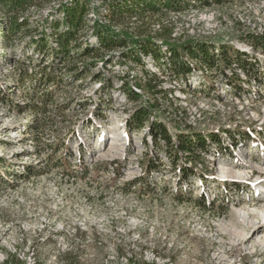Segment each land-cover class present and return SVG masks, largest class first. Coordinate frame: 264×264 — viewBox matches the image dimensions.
Returning a JSON list of instances; mask_svg holds the SVG:
<instances>
[{"label": "rangeland", "instance_id": "374dc122", "mask_svg": "<svg viewBox=\"0 0 264 264\" xmlns=\"http://www.w3.org/2000/svg\"><path fill=\"white\" fill-rule=\"evenodd\" d=\"M223 1H212L213 7L200 11L170 13L162 22L187 36L188 42L228 43L221 51L233 54L234 44H243L250 32H264V0ZM90 3L88 25L101 13L100 0ZM34 5L33 10L28 7L18 13L28 16L30 33L0 35V264H264V246L252 253L246 242L234 243L215 227L219 220L235 217L228 193L205 211V200L188 205L162 186L144 193L137 182L120 181L121 172L114 177L110 169L118 160H111L126 154V138L121 137L120 155L107 152L110 129L121 132L123 109L130 104L116 97L111 104L100 105L94 94V71L81 83L80 77L74 78L77 69L64 70L72 63H54L51 52L31 44L28 36L34 29L43 30L38 33L40 41L50 34L43 11L40 15L37 11L40 6L52 7L44 0H35ZM204 14L212 15L211 20ZM2 28L5 24L0 21ZM122 34L131 38L125 29ZM132 41L137 50L140 41ZM173 44L167 50L182 51L183 44ZM36 49L44 55L34 56ZM22 64L32 76L24 84ZM51 64L55 84L42 82L43 70ZM81 64L93 67L95 61L86 58ZM48 92L52 93L48 109H39ZM193 102L192 107L176 101L171 119L202 127L226 122L235 114L249 116L246 106ZM254 106L264 117V102ZM15 137L20 143L11 142ZM203 182L211 185L213 180ZM57 228L64 231L55 237ZM4 235L12 246L2 241Z\"/></svg>", "mask_w": 264, "mask_h": 264}, {"label": "built area", "instance_id": "2783aa9c", "mask_svg": "<svg viewBox=\"0 0 264 264\" xmlns=\"http://www.w3.org/2000/svg\"><path fill=\"white\" fill-rule=\"evenodd\" d=\"M83 1L87 2V0ZM88 1L89 14L84 25V31L80 34L82 49L99 47V36L106 33L110 36L128 40L129 44L125 50L133 51L132 39H135V41L139 39L124 26L111 22L105 0H100V15L97 14L94 17V22L88 25L93 9L90 0ZM203 1L211 3L215 0ZM73 2L74 0H52L50 4H46L52 8L46 10L42 8L43 6H40L37 14L40 15V10L43 11L42 19L50 28L49 21H64L66 14L63 9L70 7ZM193 5L194 7L192 6L188 10L167 12L166 16L170 13L200 11L201 9L213 7L211 6L213 4L200 6L196 1L193 2ZM35 7V5L30 6L31 10ZM0 15V21L5 24V28H2L0 35L4 34L6 36L7 31L5 30L11 23V16L6 15L1 7ZM14 16L17 17L19 23L26 22L28 25L27 15L22 17L17 14ZM162 26H165L162 20L154 23L152 25L153 34L160 32ZM124 29L130 33L131 38L122 34ZM170 29L173 30L171 39L165 40L159 37L151 39L159 50V59L152 55H144L137 48V45L135 51L141 57L142 63L140 64L124 59L120 53L124 49L121 48L105 53L103 59L92 60L95 61L94 75H99V79L92 82L94 84V94L99 98L100 105H109L112 103V99L115 100L116 97H119V99L123 97L121 103L128 102L130 104L128 109H123L125 121L122 122L118 117V120H121L119 126L122 135H126L127 131L130 132V137L126 138L124 145L126 154H122L121 160H111L118 161H115L114 167L112 166L113 168L110 171L114 177H116V173L121 172L120 181L124 183L137 182V186L142 187L144 193L153 192L162 186L175 199L178 196L179 202L182 201L185 204L187 202L188 205H197L196 200L204 196L206 206H201L203 210L211 208L209 205L215 200L223 199L225 193L229 194L226 199L232 200L230 209L233 213H235V208L263 210L264 117H261V114L255 110L257 108H255L254 103L264 102V55L261 56L260 52H264V47L256 48L244 40L243 44H234V55L230 54L233 57L232 65H226L221 62L223 59L221 48L226 47L228 43L203 41L210 46L209 54L216 58V65L209 67L198 63L197 60L190 59L188 56H183L181 58L182 62L181 60L175 62L173 51L167 50L166 47L174 46L173 43L176 41L177 44H184L188 41L186 40L187 36L179 35L173 28ZM39 32H43V30L38 31L36 28L28 36L30 37L29 40L32 41L31 44L40 42L41 35L38 34ZM49 32L51 33V30ZM262 33L264 32H250L251 35L256 36ZM47 36H50V34ZM144 39H148V37ZM221 44L222 46H220ZM34 46L36 48V44ZM51 46L56 48L57 45L51 41ZM37 51L38 53L34 56L39 58V55H44L40 50ZM235 51L239 52L240 55L242 54L243 59L254 62L251 68L252 71L248 75L236 63L237 55L234 53ZM181 64L187 65L190 72L186 74L179 73L177 68ZM78 67L82 70L85 66L81 64ZM66 68L64 70H67ZM124 80L127 82L128 88L137 96V101L129 100L127 95L121 91ZM151 81L155 88L152 87V90H149L147 85ZM198 100L203 104L227 105L233 103L238 107L246 106L249 116H247V112L242 117L235 114L226 122L213 121L211 124L202 127L171 119L170 112L172 107H177L176 101H182L193 107V101ZM96 106L99 105L96 104ZM138 107H142L148 112V117L142 126H136L133 122ZM244 110L246 111V109ZM241 111L239 110V112ZM129 121L132 122L130 129L127 126ZM155 123L160 124L161 128L166 130L168 140L161 134L154 135L151 133V128ZM191 134L199 135L204 139L202 146L195 144L197 147L194 154L183 150L179 145L180 135L188 136ZM244 166L249 167L244 180L233 179L228 174L230 170L243 171ZM255 166L260 167L262 170L254 169ZM208 171L211 173L207 174ZM209 175L211 176L207 177ZM207 178L213 180L211 185L208 182H203ZM133 189H135V186ZM197 192L198 194H196ZM130 195L134 198L137 197L134 192H131ZM218 196L220 198H217ZM258 225L264 226V222L259 219ZM153 256H151L153 261L156 260L159 263ZM128 261L130 263L131 260ZM148 262L150 261L148 260ZM31 264H35V262L32 261Z\"/></svg>", "mask_w": 264, "mask_h": 264}, {"label": "trees", "instance_id": "16d2710c", "mask_svg": "<svg viewBox=\"0 0 264 264\" xmlns=\"http://www.w3.org/2000/svg\"><path fill=\"white\" fill-rule=\"evenodd\" d=\"M46 4H50L52 0H44ZM106 5L108 6L109 19L112 23L116 25H122L128 30H130L135 37L140 41L138 44V49L141 50L144 55H152L156 59H159L158 48L152 43L151 39L153 37L163 38L165 40L171 39L173 30L162 26L160 32L153 34L152 25L158 21H161L165 18L167 12L170 11H184L191 8L193 2H198L200 6H210L211 3L203 0H105ZM216 1V0H215ZM35 0H0L1 8L6 15L11 16V23L6 28V36H17L22 31L30 33L27 24H21L17 20V15L19 11H23L26 8L33 6ZM65 19L63 22L59 21H49V27L51 30L50 36H43L42 40L36 44V48H44L51 52L53 57V62H61L70 64L68 69L69 71H75L77 69L74 78H79V81H84L87 78V74H91L94 71L95 64H92L93 67H84L82 70L79 69L77 64L82 62V60L88 58L89 60H96L104 58L105 53L114 51L117 48L124 49L121 51V56L135 63H142L141 57L135 50L126 51L129 41L123 40L120 37L110 36L109 34L103 33L100 34V44L97 48L91 49H82V44L78 41L81 36L80 34L84 31V25L87 22L89 14V6L87 2L83 0H74L73 4L70 7L64 8ZM132 24V25H131ZM37 31V30H36ZM80 37V38H79ZM148 39H144L147 38ZM245 42L253 45L256 48L264 47V33L256 35L248 34L243 39ZM51 41L56 44V48L51 46ZM182 52L173 51V58L175 62H179L183 56H188L190 59L197 60L198 63L213 67L217 64L216 58L209 54L210 46L205 42L192 43L186 42L182 45ZM74 53V54H73ZM236 56V63L239 64L245 71L246 74L252 71L253 61L248 59H243L242 54L239 52H234ZM46 54V53H45ZM234 55V54H233ZM232 56L229 53H223L222 63L226 65H232ZM182 62V60H181ZM77 63L75 66L74 64ZM53 64L46 67L43 70V79L42 82H49L55 84V76L51 74V71L55 68H52ZM250 66V67H249ZM23 77L21 78V83H25L24 79L32 78V76L26 70L25 64H22ZM178 72L189 73L190 69L187 65H180ZM91 70V71H90ZM88 72V73H87ZM94 74V72L92 73ZM90 77V76H89ZM93 80H98L99 75H92ZM33 85V83H31ZM152 81L148 83L147 87L149 90H152L151 86ZM26 87H29L27 84ZM31 89V88H30ZM121 91L127 95L129 100L137 101V96L128 88L127 82L124 80ZM31 93V90L27 92V95ZM52 98V93L48 92L42 97V106H39V109H48L47 102ZM36 107V106H34ZM148 117V112L142 107H138L134 115V124L136 126H142L145 120ZM127 126H132V122H127ZM162 126L158 123H155L151 128V133L161 134L167 140L169 139L166 130L161 128ZM204 142L203 137L191 134L188 136H179V145L183 150L193 152L197 146H202ZM197 143V146L195 144ZM204 200V196L196 200L198 205L200 201Z\"/></svg>", "mask_w": 264, "mask_h": 264}, {"label": "bare ground", "instance_id": "6f19581e", "mask_svg": "<svg viewBox=\"0 0 264 264\" xmlns=\"http://www.w3.org/2000/svg\"><path fill=\"white\" fill-rule=\"evenodd\" d=\"M203 16L209 17L210 20L212 17V15H209V14H204ZM117 130H118L117 127H113L110 129L111 144L108 150L105 148L106 147L105 145L104 147L105 150L103 151L104 153H106V150L107 152L112 153V150H113V152L116 153V156L120 155L121 153L120 145L122 146L124 145V142H121V137L124 138L125 136L124 135L122 136L121 132L117 133ZM5 131H7L6 128L5 130H2V133H6ZM11 142H16V144H18L20 143V139L19 137H15V139L12 140ZM18 157L19 155L17 154L14 156V158H18ZM238 166L240 167V165ZM253 168L259 169L260 171L262 170L258 166H255ZM248 169L249 167L244 166L243 171L237 172V171L230 170L228 174H230V176H232L233 179L244 180V178L248 174L246 172ZM196 194H198V192ZM234 216L235 217L231 216L229 219H226V220L225 219L219 220L217 224L215 225V227L218 229L219 232L222 233L223 236L230 237L232 239V242L234 243L237 241L246 242L247 250L248 251L250 250L252 253L256 249V247L264 246V226L258 225L259 219H261V222H264V209L261 211L254 209V208L236 209ZM256 217H259V218H256ZM47 220H48L47 218H44V221H47ZM63 231L64 230L62 228H57L54 234L52 235H54L55 237H58L61 235ZM5 234H8V233H5ZM250 234L252 235L250 236ZM5 236L6 235L2 237V241L8 246H12V244L7 240V238H5ZM1 256H2V253H0V257ZM229 264H232V261H230Z\"/></svg>", "mask_w": 264, "mask_h": 264}]
</instances>
